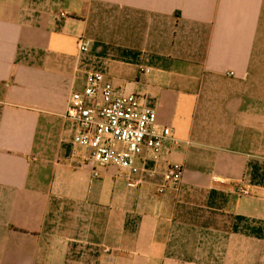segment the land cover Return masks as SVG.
Listing matches in <instances>:
<instances>
[{"label":"crops","instance_id":"crops-1","mask_svg":"<svg viewBox=\"0 0 264 264\" xmlns=\"http://www.w3.org/2000/svg\"><path fill=\"white\" fill-rule=\"evenodd\" d=\"M88 71L156 109L177 189L82 164ZM0 264H264V0H0Z\"/></svg>","mask_w":264,"mask_h":264},{"label":"built area","instance_id":"built-area-1","mask_svg":"<svg viewBox=\"0 0 264 264\" xmlns=\"http://www.w3.org/2000/svg\"><path fill=\"white\" fill-rule=\"evenodd\" d=\"M89 44L80 37L79 51H87ZM86 77L83 90L71 93L64 115L77 124L73 143L83 148L82 164H91L95 177L109 167L124 171L130 184L134 182L132 176L140 171L147 170L151 175L160 172L163 182L157 191L177 189L182 167L162 154L166 140L173 144L177 141L169 127L158 125L156 109L145 105L136 94L118 93L103 73L88 71ZM148 163H152L151 168H147Z\"/></svg>","mask_w":264,"mask_h":264}]
</instances>
